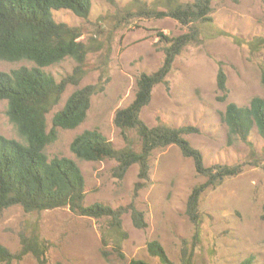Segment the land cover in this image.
<instances>
[{
  "label": "rangeland",
  "instance_id": "rangeland-1",
  "mask_svg": "<svg viewBox=\"0 0 264 264\" xmlns=\"http://www.w3.org/2000/svg\"><path fill=\"white\" fill-rule=\"evenodd\" d=\"M191 1L90 0L85 18L65 9L53 12L56 21L79 29L78 39L87 53L78 83H68L57 105L46 114V130L51 127L54 111L73 90L103 82L104 88L91 96L86 116L77 127L55 128V138L45 145L44 153L48 158L64 156L76 162L85 182L84 204L135 208L143 213L146 225L137 228L130 213H122L127 238L120 256L109 246L102 247L100 229L105 221L101 218L75 214L67 206L25 212L12 205L0 212V244L11 253L19 251L22 236H36L47 245L46 264H126L132 258L159 264L146 250L149 241L157 240L175 264L189 253L192 264H239L247 257L250 264H264V143L255 128L249 144L229 141L221 119L227 103L247 105L253 96L264 98V50L252 44L264 35V0H211L212 21L197 24L198 41L175 56L166 83L153 86L149 102L139 113L149 127H194L195 132L183 136L200 151L204 166L240 167L237 174L222 178L200 195L197 237L185 212L186 202L191 189L205 178L174 144L151 151L144 178L139 177L136 163L119 178L115 160H83L69 148L71 140L85 129L98 130L115 148L126 145L113 123L115 110L132 100L141 72L151 73L161 66V35L174 37L187 31L186 25L158 12L172 2ZM75 64L74 59L65 57L43 69L59 81L72 73ZM31 65L25 60H0V71ZM219 66L225 74L224 96L216 86ZM5 104L0 102V135L23 142L8 120ZM125 134L131 148L139 151L135 131ZM12 264L37 262L26 253Z\"/></svg>",
  "mask_w": 264,
  "mask_h": 264
},
{
  "label": "trees",
  "instance_id": "trees-1",
  "mask_svg": "<svg viewBox=\"0 0 264 264\" xmlns=\"http://www.w3.org/2000/svg\"><path fill=\"white\" fill-rule=\"evenodd\" d=\"M112 2L113 0H107ZM211 0H192L187 3L168 2L159 16H169L187 31L174 37L161 35L163 61L151 73L141 72L135 80L132 100L114 112L113 123L119 129L126 145L115 148L96 129H85L70 142L72 153L83 160L113 159L116 175L121 178L128 166H139V177H146L147 160L156 147L174 144L181 154L193 160L194 170L205 179L190 191L186 202V214L194 224L198 236L200 217L198 200L202 192L215 186L222 178L237 174L238 166H204L200 151L191 146L184 134L195 132L192 126L170 127L157 124L149 127L141 118V108L150 100L151 90L157 83H166V76L176 55L188 44L198 41V23H209ZM237 1V0H233ZM90 0H0V60L10 62L25 60L31 66H20L9 72L0 71V102L5 101V113L23 142L0 135V212L12 205H19L25 212L42 211L67 206L73 213L97 219L105 224L100 229L103 248L109 246L122 256L121 245L127 238L122 228L121 215L129 212L137 228L145 227L143 213L135 208H112L102 203L84 204L85 182L74 160L64 156L48 158L44 147L55 138V128L73 129L85 118L93 94L103 90L104 82L85 85L73 90L61 108L54 111L51 127L46 130V114L57 105L65 86L77 84L84 73L83 64L87 49L78 38L77 27L56 21L53 12L70 10L78 17H87ZM264 50V35L252 42ZM65 57L76 62L72 73L56 81L43 68ZM264 87V70L261 74ZM98 86V87H97ZM217 89L224 96L227 92L225 74L219 66L216 74ZM227 128V139H237L249 144L248 137L255 128L264 143V98L253 96L247 105L227 103L222 113ZM134 130L140 140L135 151L125 132ZM21 247L11 253L0 244V264H12L26 253H31L37 264H46L47 245L36 236H22ZM147 253L158 259L159 264H175L166 255L157 240L146 245ZM105 254V252L103 253ZM106 255V254H105ZM251 258L239 264H250ZM61 264V263H52ZM126 264H149L140 258L129 259ZM180 264H192L191 253L183 255Z\"/></svg>",
  "mask_w": 264,
  "mask_h": 264
}]
</instances>
